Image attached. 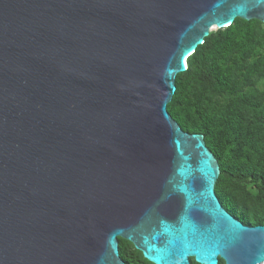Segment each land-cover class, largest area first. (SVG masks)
<instances>
[{"label": "water", "instance_id": "1", "mask_svg": "<svg viewBox=\"0 0 264 264\" xmlns=\"http://www.w3.org/2000/svg\"><path fill=\"white\" fill-rule=\"evenodd\" d=\"M237 18L264 0H0V264H127L119 238L153 264H264V225L223 207L168 111Z\"/></svg>", "mask_w": 264, "mask_h": 264}, {"label": "trees", "instance_id": "2", "mask_svg": "<svg viewBox=\"0 0 264 264\" xmlns=\"http://www.w3.org/2000/svg\"><path fill=\"white\" fill-rule=\"evenodd\" d=\"M176 87L168 111L184 132L204 136L220 166L223 207L245 225H264V22L214 28ZM119 251L127 264H153L121 238Z\"/></svg>", "mask_w": 264, "mask_h": 264}, {"label": "clouds", "instance_id": "3", "mask_svg": "<svg viewBox=\"0 0 264 264\" xmlns=\"http://www.w3.org/2000/svg\"><path fill=\"white\" fill-rule=\"evenodd\" d=\"M229 25H230V24H229ZM194 52H195V51H193L190 55H192ZM190 55H189V56H190ZM189 56H188V57H189ZM188 57L186 58V61H187ZM186 69H187V67H186Z\"/></svg>", "mask_w": 264, "mask_h": 264}]
</instances>
